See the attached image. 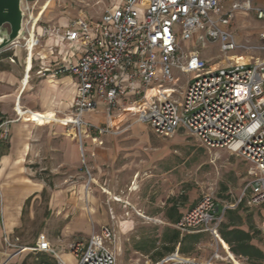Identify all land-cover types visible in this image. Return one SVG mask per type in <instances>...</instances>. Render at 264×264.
<instances>
[{
  "label": "crops",
  "instance_id": "1",
  "mask_svg": "<svg viewBox=\"0 0 264 264\" xmlns=\"http://www.w3.org/2000/svg\"><path fill=\"white\" fill-rule=\"evenodd\" d=\"M54 1H46L38 13L35 33L39 44L31 50L20 46L18 50L24 55L15 52L0 59V133L6 125L10 132L7 139L0 136V264H12L18 260L25 264L29 256L34 257V264H77V257L62 246H68L76 239H87L94 232L100 233L104 226L122 235L128 229L155 222L158 223L156 235L162 248L152 253L154 259H146L144 264L156 262L176 250L205 260L192 253L203 235L208 233H180L179 239L173 238L179 231L174 224L199 199L194 190L175 187L182 177L184 163L179 160L182 156L179 147L173 148V145L186 143L187 135L180 134L186 129L180 128L167 136L157 133L148 122L139 119V112L151 104L182 100L186 86L180 96L171 93L175 92L172 89L176 84L175 72L181 71L173 68L174 84L163 82L160 72L159 79L147 86L141 79L131 85L126 76L118 74L116 83L124 86V93L117 96L115 105L93 95L96 105L86 110L83 118L95 127L80 141L67 132V123L57 118L59 111H69L72 107L78 78L72 74L44 77L39 71L77 63L81 49L79 42L63 36L71 21L80 17L99 21L106 9L117 8L123 0H79L75 7L67 10L56 8V14L64 17L50 21L47 15ZM231 1L221 0L225 8ZM96 15L100 19L93 17ZM235 20L229 31L238 43L245 42L237 30L240 21L235 23ZM55 28L61 33H56ZM198 35L197 32L192 34L187 40L188 48L183 49L186 52L199 50L211 69L229 64H251L257 57H263L257 55L252 60L239 61L236 56L242 48H237L225 53L228 61L224 66L211 67L213 48L220 44L209 42L202 47ZM11 55L16 57L14 61ZM16 106L23 116H17ZM134 114L138 117H133ZM99 127L107 130L101 131ZM201 144L210 151L228 156L229 150L225 147ZM194 153L197 156V151L192 150ZM190 163L192 169H198L196 160ZM233 164L235 175L224 182L225 193L216 197L219 209L225 208L220 233L225 225L230 230L247 231L252 235L250 242L264 251L263 246L255 241L257 232L262 233L264 217L260 229H257L252 213V207L257 205L240 200L242 187L251 179L249 168L252 164L244 158H236ZM42 171H48L53 177L46 180ZM232 184L236 194H232ZM25 223L39 224L35 225L36 231L32 238L28 237L26 244L22 241ZM41 233L58 251L57 256L33 248L38 245ZM223 243L229 247L230 255L241 259V264H250L246 256L234 253L229 243ZM154 248L153 244L143 253L149 255Z\"/></svg>",
  "mask_w": 264,
  "mask_h": 264
},
{
  "label": "built area",
  "instance_id": "2",
  "mask_svg": "<svg viewBox=\"0 0 264 264\" xmlns=\"http://www.w3.org/2000/svg\"><path fill=\"white\" fill-rule=\"evenodd\" d=\"M22 8L24 37L4 51L20 46L31 50L39 44L35 33L38 16L34 14L32 0H22ZM239 10L253 11L258 19L264 20V0H233L228 8L221 0H123L117 8L106 9L99 21L84 17L71 21L63 36L79 42L77 63L39 71L42 76L72 74L78 78L72 107L63 117L57 114L58 120L66 122L69 133L81 141L95 127L83 118L85 111L96 105L93 95L115 105L117 96L124 93V86L116 83L118 74L126 76L131 85L141 79L147 86L157 81L161 72L163 82L174 84L176 67L195 76L182 91V100L151 104L139 112V119L167 136L184 128L206 146L225 147L248 160L252 164L251 179L240 200H246L248 205L264 204V56L251 64L211 69L199 50L186 52L179 42V35L188 40L197 32L202 47L217 42L224 53L237 48L253 49L254 45L247 41L238 43L229 31ZM54 31L61 33L58 28ZM260 42L258 48L264 50V30ZM11 59L14 61L13 56ZM174 85L172 89L178 90ZM15 110L18 117L23 116L17 106ZM9 133L6 125L0 136L7 139ZM224 214L225 208L219 209L214 194L203 193L174 226L181 234H210L217 246L213 255L202 260L176 250L148 264H225L227 261L236 264L235 258L241 262L229 254V247L223 243L220 226ZM261 230L264 234V218ZM116 239L115 231L104 226L100 233L76 239L62 249L68 248L77 257V264H117L113 248ZM33 248L58 255L44 233L39 234L38 245Z\"/></svg>",
  "mask_w": 264,
  "mask_h": 264
},
{
  "label": "rangeland",
  "instance_id": "3",
  "mask_svg": "<svg viewBox=\"0 0 264 264\" xmlns=\"http://www.w3.org/2000/svg\"><path fill=\"white\" fill-rule=\"evenodd\" d=\"M49 1V0H46ZM45 0H32L34 5V14L35 16H39V12L43 7L42 4L46 2ZM79 0H56L52 4V9L48 12V18L50 21L60 20L64 16L62 14H56V8L66 9L75 7L76 3ZM56 6V7H55ZM49 7V5H48ZM238 12V13H237ZM237 18L235 23L241 24L237 26V30L242 33V41L249 40L251 45H254L253 49L249 50H240L237 53V60H252L253 57L259 55L264 56V50L258 48L261 45L260 38L258 33L264 29V20L258 19L253 11H237ZM97 19H100V16H93ZM47 18V17H46ZM39 20V19H38ZM38 22V21H37ZM179 42L183 48H188L187 40L182 39L179 35ZM17 52L19 55H24L23 52L18 50V47H13L11 50L8 51H0V59H5L7 55L14 54ZM21 52V53H20ZM11 55V56H12ZM213 55L214 58L211 61V67H221L228 61L227 55L220 51V46L217 44L215 48H213ZM235 60V57H231ZM16 59V57L14 58ZM11 61V60H10ZM17 61V60H16ZM12 62V61H11ZM176 73V84L174 86L177 87V91H173L171 93H176L177 95H181V90L187 86L188 82L194 79V75H186L182 72H175ZM41 75V74H40ZM42 76V75H41ZM47 77V76H44ZM68 111H59L57 114L60 117H63L65 113ZM133 117L137 118L138 115L134 114ZM68 132V128H67ZM180 134L187 135L186 143H182L180 145H173V148L179 147V151L181 152L182 156L179 157L180 161L184 163V170L182 171V177L179 179L178 183L175 187L177 188H184L186 191H195L198 195V198L202 196L203 193L212 192L215 197H220L221 193L224 192V182H228L231 180L233 175H235L234 171V162L236 158H242L236 154H233L230 150L228 151V156H224L223 152L219 151H210L205 148L201 142L196 139L194 136L190 134L189 131L183 130ZM192 150L197 151L196 154H192ZM191 160H196L198 162V169L191 167ZM180 170V169H179ZM173 171V170H172ZM174 171H178L175 170ZM43 177L45 179H50L53 176L50 175L48 171H42ZM179 173V171H178ZM246 183L242 187H245ZM235 186L231 185V191L234 192L232 194H236ZM174 188V185L171 186ZM179 190V189H176ZM225 193V192H224ZM199 200V199H197ZM249 211V210H248ZM248 211H245L248 213ZM252 213L254 214V223L257 229H260L262 217H264V204L257 205L252 207ZM25 230L24 235L25 238L22 239L23 242L29 241V238H32L35 231L36 226L39 224H27L25 223ZM223 224V222H222ZM36 225V226H35ZM139 226V225H138ZM158 223H145L144 225H140V227H136L135 229H128L127 232L116 233L118 237L116 239V243L114 244L113 248L116 251L117 256L119 257L118 264H144L146 259H154L152 257V253L158 252L162 248V244L159 238H157V227ZM222 226V225H221ZM127 230V229H126ZM257 239L255 240L258 244L262 245L264 248V237L262 236L261 232H257ZM17 236V235H16ZM29 237V238H28ZM21 244V243H20ZM23 244V243H22ZM153 244L156 248L150 252L149 255L144 254L143 251L145 249H149V247H153ZM63 247V246H62ZM61 247V248H62ZM65 247H67L65 245ZM217 246L214 242V239L209 234H204L202 237V241L200 244L194 249L193 255L197 257L208 259L213 255L214 250H216ZM19 249V247H17ZM68 249V248H66ZM224 253L223 250H221ZM25 264H34V257L28 258V262L25 260ZM27 262V263H26ZM23 260H18L12 264H22ZM225 264H231L229 261L225 262Z\"/></svg>",
  "mask_w": 264,
  "mask_h": 264
},
{
  "label": "water",
  "instance_id": "4",
  "mask_svg": "<svg viewBox=\"0 0 264 264\" xmlns=\"http://www.w3.org/2000/svg\"><path fill=\"white\" fill-rule=\"evenodd\" d=\"M24 15L22 0H0V51L24 37Z\"/></svg>",
  "mask_w": 264,
  "mask_h": 264
},
{
  "label": "trees",
  "instance_id": "5",
  "mask_svg": "<svg viewBox=\"0 0 264 264\" xmlns=\"http://www.w3.org/2000/svg\"><path fill=\"white\" fill-rule=\"evenodd\" d=\"M223 241L231 246V250L236 254H241L248 258L250 264H261L264 259V251L250 242L252 235L242 229H228L225 225L221 229ZM173 238L176 240L180 238L178 231Z\"/></svg>",
  "mask_w": 264,
  "mask_h": 264
},
{
  "label": "bare ground",
  "instance_id": "6",
  "mask_svg": "<svg viewBox=\"0 0 264 264\" xmlns=\"http://www.w3.org/2000/svg\"><path fill=\"white\" fill-rule=\"evenodd\" d=\"M37 19H38V17H37ZM232 256V255H231ZM235 260H236V258H235ZM242 262H240V264H241ZM236 264H239L238 262H237V260H236Z\"/></svg>",
  "mask_w": 264,
  "mask_h": 264
}]
</instances>
